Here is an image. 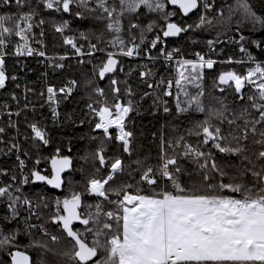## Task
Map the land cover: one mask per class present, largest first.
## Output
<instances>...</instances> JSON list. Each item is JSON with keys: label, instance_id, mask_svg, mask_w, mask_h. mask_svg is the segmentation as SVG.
<instances>
[{"label": "snow or ice", "instance_id": "6c2138e0", "mask_svg": "<svg viewBox=\"0 0 264 264\" xmlns=\"http://www.w3.org/2000/svg\"><path fill=\"white\" fill-rule=\"evenodd\" d=\"M34 4L103 26L94 34L97 42H89L87 48L69 36H64L63 43L80 57L95 58L97 53H104L105 58L93 71L99 80L107 78L109 83L107 89L91 79L84 83L92 100L87 105L88 122L98 133L91 139L98 144L83 158L93 162V171L82 190L70 186L69 195L56 198L54 203L43 196L34 201L22 191L30 182L62 188L61 174L71 165L69 157L52 158L51 178L33 168L31 181L28 175L18 181L16 175L9 177L8 169L0 168V176L9 177L0 182V203L7 209L0 216V250L16 249L8 252L11 264H31L30 257L20 250L21 235L30 237L28 247L42 249V255L50 254L52 264L58 259L67 264H264V60H258L247 47L250 43L264 52V41L249 40L242 31H264V14L256 10L253 0H0V6L14 5L16 9L13 14H0V90L18 78L9 76L5 68L8 55L47 56L43 48L30 44V39L42 43L36 40L33 29L45 23L44 19L35 23L39 13ZM152 14L164 24L158 25L156 19L141 22L142 17ZM190 14L197 18L193 23L173 20L191 18ZM216 24L235 25L239 39H230L239 44L246 57H229L219 63L250 65L243 73L228 70L217 77L220 93L233 91V106L224 96L205 102L200 82L204 70L213 69L218 61L200 52L195 53V60L177 59L180 49L169 50L165 43L166 38L211 29ZM68 27V21L63 20L55 25V31L63 34ZM80 36L89 39L84 33ZM217 43H221L219 38L207 41L210 51ZM153 50L158 55L153 56ZM118 56L149 61L163 57L166 64L174 62V80L161 78L158 83H148L154 73L146 65L138 75L149 89L163 86V97L173 96L171 89L175 87L178 115L203 116L192 119L190 127H174L171 136L162 132L154 156L136 150L134 132L127 127L130 114L137 110L131 99L135 93L127 81L109 76L117 71ZM24 67L21 63L20 70ZM53 67L63 68L64 64ZM189 86L197 91L190 92ZM76 87V80L58 89L48 86L47 102L58 103V94L67 98ZM150 96L151 92H144L141 99ZM12 99L18 102L15 93ZM157 101L163 105V113L171 112L167 100L157 96L154 103ZM51 110L59 116L55 107ZM29 128L32 139L49 144L43 126L30 123ZM5 131L0 127V134ZM110 145L117 148L113 155H109ZM13 149L19 150V145L11 144L9 152ZM216 153L236 159L220 163ZM16 159L23 169L25 161L19 155ZM185 177L191 185L184 182ZM85 196L95 202L85 203Z\"/></svg>", "mask_w": 264, "mask_h": 264}, {"label": "trees", "instance_id": "16d2710c", "mask_svg": "<svg viewBox=\"0 0 264 264\" xmlns=\"http://www.w3.org/2000/svg\"><path fill=\"white\" fill-rule=\"evenodd\" d=\"M234 2V0H232ZM256 10L264 14V0H253ZM37 7L38 15L35 18V23L39 24L40 19H44L45 23L33 29L36 40L42 41L41 44L34 43L30 39V44L34 48H43L47 53V59L41 58H17L14 55L6 57L5 68L9 74L16 75V81L9 80L5 89L0 90V127L6 129L5 133L0 134L3 137L4 143L0 144V168L9 170V177L16 175L19 181L22 176L28 175L30 181L32 177L30 172L33 168L39 170L41 174L50 177V161L53 157H70L74 161V167L71 174L65 177V186L62 194L53 192L43 186H35L32 182L23 185L22 191L25 196L30 197L34 201L43 196L48 199L50 203H54L56 198H63L69 195L70 186L77 191L82 190L86 177L93 171V162L83 159L89 153L95 151L98 141L91 139L92 136L98 135L92 131V124L89 123V113L87 105L92 102L90 99V88L86 89L84 83L91 79L95 84H98L105 89L108 88L107 81L105 84L98 79L94 73V66L99 64L105 58L104 53H97L96 57H80L77 56L74 50L63 43L64 36L73 37L80 45L87 48L88 43H96L94 34H99L102 30V25L99 22L90 19H77L74 14L58 13L43 9L42 5H35ZM14 5L0 6V14H13L15 12ZM27 10V9H25ZM76 9H73V13ZM149 19H156L158 25H163L164 21L157 15L152 14L148 17H142L141 22L146 24ZM196 16L193 15L186 20L182 16L174 17V21L180 23H193L196 21ZM63 20L68 21L69 27L65 29L64 33H57L55 25H58ZM126 23V22H125ZM159 31V28L157 29ZM243 34L249 39H258L264 41V31H248L246 28L242 30ZM44 35L41 36L40 33ZM80 33H84L89 37L88 40L83 39ZM149 38L152 34L149 33ZM239 39V34L235 31V25L225 26L223 24H216L211 29H201L196 31H189L182 33L178 37L166 38V46L169 50L174 48L180 49L177 54V59H191L195 60V53L200 52L218 61L213 69L204 70V78L201 85L205 92V102H212V97L224 96L230 106H233L234 93L228 89L225 93H220L217 86V77L220 73L228 70H235L243 73L248 64L238 63H219V61H227L229 57L233 60L246 59L244 53H241L239 44L232 42L230 38ZM219 38L221 43L214 45L215 50L210 51L207 44L208 40H216ZM249 50L258 60H264V52L255 48L250 43L247 44ZM8 52L12 51L10 47ZM113 51H115L113 49ZM153 56L158 55L156 50L152 52ZM61 56L65 59H59ZM117 59L121 61L123 71H119L114 77L120 81H127L131 86L135 95L131 97L136 107L129 118L133 121V132L135 135V147L138 152L145 154H152L157 152V145L159 144L158 137L162 132H166L169 136L174 134V127L183 129L190 127L191 120L196 118H203L202 114L193 113L191 117L185 113L178 115L176 111V88L171 90L174 95L170 97H163V86L157 87L155 90L149 89L147 84L143 82L138 73L144 71V65L151 69L154 76L148 80V83H158L161 78L165 80H174L176 78L175 63L169 62L166 64L163 57L156 61H149L143 57L128 58L118 56ZM20 63H17V61ZM84 60L85 63L78 61ZM87 61H91L90 63ZM21 63L25 65L24 70L21 71ZM56 63L64 64L63 68L53 67ZM130 73V74H129ZM76 80L78 87L74 89L72 94L67 98L63 94H58L56 100L58 103L49 105L47 102L48 86H55L57 89L68 84L69 81ZM19 84L20 87H16ZM123 87V84L121 85ZM32 89L31 92L27 91ZM190 92H196L195 87L189 86ZM247 91V89H245ZM144 92H151L152 96L141 99ZM15 93L18 102L12 99V94ZM41 93H44L41 96ZM160 96L163 100H167L168 107L171 112L163 113V105L154 100ZM111 95L109 100H111ZM128 99V97H125ZM181 99L183 96L181 95ZM243 103V102H240ZM28 104V108H25ZM55 107L59 116L56 117L52 113V108ZM19 112L20 115H15ZM9 113H13L9 115ZM84 121V123H81ZM30 123H37L43 126L49 135L50 142L44 146L39 141L32 139ZM15 125L12 127L11 125ZM153 133L156 136H153ZM18 144L19 150L13 149L9 152L11 144ZM57 149L59 152L57 153ZM117 148L115 145L109 146V155L115 154ZM6 153V154H5ZM25 153H27L25 155ZM17 155L20 159L25 161L23 169L19 167ZM218 162L226 163L228 160L235 161L236 158L229 157L224 154L216 153ZM39 159L40 163L35 162ZM9 177L0 176V182L8 181ZM186 184L191 185V181L184 178ZM146 187V186H145ZM169 187H171L169 185ZM85 203H94L92 197L85 196ZM7 212L3 203H0V216ZM26 215V213H24ZM80 227L79 224L76 225ZM22 227V225H21ZM22 246L21 251L29 254L33 259V264H41L45 261L46 264H52L53 257L50 254L44 253L42 249L28 247L30 237L21 235L19 237ZM16 249L0 250V264H11V257L9 251ZM57 264H67L64 260L57 261Z\"/></svg>", "mask_w": 264, "mask_h": 264}, {"label": "water", "instance_id": "95a60500", "mask_svg": "<svg viewBox=\"0 0 264 264\" xmlns=\"http://www.w3.org/2000/svg\"><path fill=\"white\" fill-rule=\"evenodd\" d=\"M190 15H191V14H190ZM192 16H193V15H191V17H192ZM183 18L186 19V20L190 19V18H188V17H183ZM118 60H119V59H118ZM119 62H120V63H119V65H118L117 71H116L115 73L109 74L110 77H114V76H115L116 74H118V72L120 71L119 69H120V67H121V61L119 60ZM107 81H108L107 78L104 79V80H101V82H102L103 84H105ZM57 158H62V157H57ZM69 158H70V157H69ZM70 160H71V165H70V167H69L68 169H66V170L61 174L62 179H63V181H64V184H63L62 188H60V189L54 188V187H52L51 185H48L46 182H34V183L32 182L33 185H35V186H43V187H46V188H48L49 190H51V191H53V192H57V193H59V194H62V193H63V190H64V186H65V177L72 173V171H73V167H74V161H73V159L70 158ZM50 170H51V176H50L49 178H51L52 175L54 174V173H53V169H52V165H51V161H50ZM42 175H43V174H42ZM26 254H27V253H26ZM27 255L30 257L31 264H33V259H32V257H31L29 254H27Z\"/></svg>", "mask_w": 264, "mask_h": 264}, {"label": "built area", "instance_id": "2783aa9c", "mask_svg": "<svg viewBox=\"0 0 264 264\" xmlns=\"http://www.w3.org/2000/svg\"><path fill=\"white\" fill-rule=\"evenodd\" d=\"M27 58H41V59H47V57H39V56H32V57H27ZM135 58H137V57H135ZM127 127H128V129L129 130H133V121H132V119H128V122H127ZM113 131H115V130H113Z\"/></svg>", "mask_w": 264, "mask_h": 264}]
</instances>
